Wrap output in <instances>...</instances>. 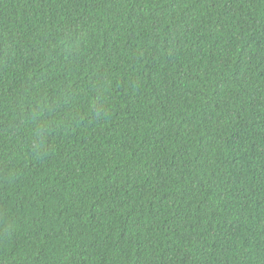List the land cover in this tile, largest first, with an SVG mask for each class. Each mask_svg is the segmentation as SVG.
I'll return each instance as SVG.
<instances>
[{
  "label": "trees",
  "instance_id": "16d2710c",
  "mask_svg": "<svg viewBox=\"0 0 264 264\" xmlns=\"http://www.w3.org/2000/svg\"><path fill=\"white\" fill-rule=\"evenodd\" d=\"M0 264H264V0H0Z\"/></svg>",
  "mask_w": 264,
  "mask_h": 264
}]
</instances>
